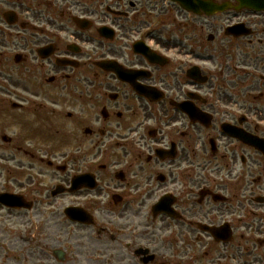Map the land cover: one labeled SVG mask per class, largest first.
<instances>
[{
	"label": "flooded vegetation",
	"instance_id": "af4514ba",
	"mask_svg": "<svg viewBox=\"0 0 264 264\" xmlns=\"http://www.w3.org/2000/svg\"><path fill=\"white\" fill-rule=\"evenodd\" d=\"M2 148L0 264H264V0H0Z\"/></svg>",
	"mask_w": 264,
	"mask_h": 264
},
{
	"label": "rangeland",
	"instance_id": "374dc122",
	"mask_svg": "<svg viewBox=\"0 0 264 264\" xmlns=\"http://www.w3.org/2000/svg\"><path fill=\"white\" fill-rule=\"evenodd\" d=\"M46 105V104H45ZM48 106V105H46ZM10 110V109H9ZM6 118V117H5ZM4 118V128H5V132H7L6 134L7 135H15V134H22V130L20 132V129L17 130V129H14V126L11 128V123L9 121H7V119ZM27 122H29V127L28 128H31V127H47L49 124H50V121L49 122H45L44 119H43V116L42 115H39L37 113L35 114H32L29 116V119L27 120ZM8 124H10L8 126ZM8 126V127H7ZM15 153H12L10 150H5V149H0V156H9V157H13L11 155H14ZM17 155V154H16ZM15 155V157H16ZM20 157H17L16 159H19Z\"/></svg>",
	"mask_w": 264,
	"mask_h": 264
},
{
	"label": "water",
	"instance_id": "95a60500",
	"mask_svg": "<svg viewBox=\"0 0 264 264\" xmlns=\"http://www.w3.org/2000/svg\"><path fill=\"white\" fill-rule=\"evenodd\" d=\"M223 8H225V7H221V8H218V9L220 10V9H223Z\"/></svg>",
	"mask_w": 264,
	"mask_h": 264
}]
</instances>
